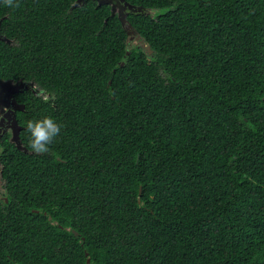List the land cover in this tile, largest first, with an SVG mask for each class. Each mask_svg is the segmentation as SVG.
Here are the masks:
<instances>
[{
  "label": "trees",
  "instance_id": "1",
  "mask_svg": "<svg viewBox=\"0 0 264 264\" xmlns=\"http://www.w3.org/2000/svg\"><path fill=\"white\" fill-rule=\"evenodd\" d=\"M100 1L0 0V264H264V0Z\"/></svg>",
  "mask_w": 264,
  "mask_h": 264
},
{
  "label": "water",
  "instance_id": "2",
  "mask_svg": "<svg viewBox=\"0 0 264 264\" xmlns=\"http://www.w3.org/2000/svg\"><path fill=\"white\" fill-rule=\"evenodd\" d=\"M85 1L87 0H77L75 6H80ZM121 1L124 2V0H121ZM110 3H111L110 0L100 1V5L110 4ZM126 9L133 10L134 8L129 4L124 5L123 7L120 8V11L118 12V16L121 20V23L125 31L129 35V40L131 41L136 40L140 48L148 51L149 53H152L151 47L148 46L141 39V37L136 32V30H134L132 25L129 23L127 19V13H125ZM112 12H113V15L117 13L114 6L112 7ZM0 29H1V21H0ZM0 41L11 43V41L8 38L2 35H0ZM29 87L32 88L33 85L28 86L26 85V83H22V82L14 83L13 81L0 80V116L4 115L5 117H3V120L7 118L9 121H11V125L9 126V129L12 131L11 142L15 143L19 150H24V151H27V150L24 148L22 141H21L20 133L22 131V127L18 124L17 112L24 111L25 105L18 103L15 96L17 94L24 92ZM1 137L2 135L0 134V138ZM88 263H90V260L88 261Z\"/></svg>",
  "mask_w": 264,
  "mask_h": 264
},
{
  "label": "clouds",
  "instance_id": "3",
  "mask_svg": "<svg viewBox=\"0 0 264 264\" xmlns=\"http://www.w3.org/2000/svg\"><path fill=\"white\" fill-rule=\"evenodd\" d=\"M3 3L9 8H16L19 6L16 0H3ZM132 43L138 46L136 40L133 41L129 40V47L131 46ZM26 130L30 133L29 147L31 148V150L35 154H47L50 151V145L54 142L56 137L59 136L61 132V126L51 117H45L42 120L27 121Z\"/></svg>",
  "mask_w": 264,
  "mask_h": 264
},
{
  "label": "flooded vegetation",
  "instance_id": "4",
  "mask_svg": "<svg viewBox=\"0 0 264 264\" xmlns=\"http://www.w3.org/2000/svg\"><path fill=\"white\" fill-rule=\"evenodd\" d=\"M101 1H104V0H101ZM111 3H112L111 5L116 8V10H118V11L120 10L121 5H116V4L114 5L112 1H111ZM31 85H33V84H31ZM3 117H5V116L4 115L0 116V134L2 136L6 133H12V131L9 129V126L11 125V121H9L7 118H5V120H3ZM2 120H3V122H2ZM0 171H1V167H0Z\"/></svg>",
  "mask_w": 264,
  "mask_h": 264
},
{
  "label": "rangeland",
  "instance_id": "5",
  "mask_svg": "<svg viewBox=\"0 0 264 264\" xmlns=\"http://www.w3.org/2000/svg\"><path fill=\"white\" fill-rule=\"evenodd\" d=\"M117 12H118V10H117ZM133 45H135V44H133ZM2 185V181H1V179H0V186ZM2 189H1V193H2Z\"/></svg>",
  "mask_w": 264,
  "mask_h": 264
}]
</instances>
